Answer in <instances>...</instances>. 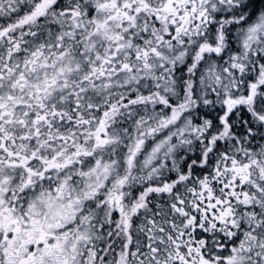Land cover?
<instances>
[{
  "label": "snow or ice",
  "instance_id": "snow-or-ice-1",
  "mask_svg": "<svg viewBox=\"0 0 264 264\" xmlns=\"http://www.w3.org/2000/svg\"><path fill=\"white\" fill-rule=\"evenodd\" d=\"M0 264H264V0H0Z\"/></svg>",
  "mask_w": 264,
  "mask_h": 264
}]
</instances>
